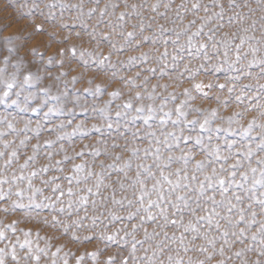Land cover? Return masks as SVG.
I'll return each instance as SVG.
<instances>
[{
    "label": "snow or ice",
    "instance_id": "snow-or-ice-1",
    "mask_svg": "<svg viewBox=\"0 0 264 264\" xmlns=\"http://www.w3.org/2000/svg\"><path fill=\"white\" fill-rule=\"evenodd\" d=\"M73 7L76 6L73 5ZM117 7L115 3H105L102 7L97 5L88 9L89 17L98 12L93 28V38H95V28L106 24L113 30H120L118 34L123 38V43L119 48L109 40V33L101 34L102 39L109 41L110 48L117 52H122L125 46L139 48L141 44L149 41L153 44L162 41L165 45L164 51L156 57V60L162 64L159 73L154 67L146 69L153 75L161 77L175 72L176 80L184 78V73H188L187 78L192 79L200 71L209 70L205 67L206 64L211 65V68L217 72L227 66L229 71L238 72L239 75L227 77L232 81V84L227 86L229 96L223 100L220 96H216L217 103L227 106L233 99L232 94L237 92L238 94L234 96L237 104L248 102L244 112L255 110L257 116L264 117V83L240 84L239 81L243 77H251L253 73L236 68L237 64L245 60L244 67L251 69L258 66L260 68L256 75L257 80L264 78V0H256V7L252 6L250 0H208V3L190 0V4L188 0H181L175 8H173V0H154L150 5L144 0L131 4L125 0L124 10L117 13L115 11ZM161 7L163 11L160 10ZM109 8L112 9L111 13ZM144 9L154 13L147 18L149 20L147 24ZM81 15H83L82 5ZM188 15L191 18L185 22V17ZM106 16L109 17L107 20H105ZM113 16L114 20L111 18ZM158 19H163L164 23H156V35H143L145 29H152L153 22ZM258 22L259 36L255 34ZM126 25H131V30H125ZM84 27L86 29L87 25ZM225 28L228 30L224 31ZM137 36H140V39H136ZM181 37H184L183 42ZM4 39L9 41L11 37H4ZM169 43L174 46L171 64L168 62L167 45ZM8 51L11 52L12 49L9 48ZM72 52L75 54L74 48ZM185 54L190 59H199L201 63L195 69L185 63L177 72ZM258 54L261 55L258 56ZM249 55L251 59H248ZM213 58L218 62L212 63ZM147 59V53H141L140 56H128L127 62L129 65L134 62L146 63ZM109 60L110 56H104L97 63L104 65ZM109 67L114 66L109 64ZM3 71L0 69V73ZM139 75V72L136 73L137 77ZM121 79L124 78L121 77ZM148 79L149 77L145 76L142 82L146 89L145 93L138 91L134 94V98L143 100L146 97L149 101L160 99L161 103L158 106L154 103L146 105L141 103L135 106L136 115L130 118V122L142 120L143 126L151 130L143 135L140 128L132 132L131 141L126 140L123 146V152L128 154L126 157L122 152H109L107 148L104 151L93 149L90 153L94 158L92 165L73 164L71 174L64 177L68 184L66 190L59 183H55L60 179L58 176L41 180L44 185H52L51 192L55 200L49 206L54 207L56 202H60L59 212L63 213L65 211L63 198L67 196L69 214L74 206L77 212L81 208L84 209V216L72 222L77 227L83 226L81 222L85 219H91L94 226L99 219V215L88 216L89 204L93 212L98 209L106 210L112 222L127 221L131 224V230L125 231L124 237H120L127 243L126 238L132 236L129 255L124 257L122 264H129V259L132 264H264L262 259L249 260L247 257V254L253 252L257 257H264V120H258L254 116L248 121L247 126L240 125L234 129L231 125L234 122L238 124V117L243 114L240 111H234L230 116L221 117L228 122V128L222 129L219 125L213 128L212 121L217 117L215 108L208 111L207 115H203V119L194 117L189 120L186 108L190 107L189 101L194 98L190 89H183L181 94L185 99L175 104L174 109L164 111L169 101L175 102L177 95L175 92H169L161 97L156 92L157 87L167 90V84H152L151 91H147ZM30 80L31 76L25 75L24 82L28 83ZM5 83L8 89L14 86L12 82ZM125 83L132 87L140 86L131 77L125 80ZM192 87L204 97L211 99L207 92H203L205 87H216L223 91L226 85L209 82L207 85L195 83ZM100 90L101 85L97 84L96 91ZM41 91L46 90L41 89ZM85 91L87 92L88 89ZM7 95L8 92L5 91L4 96ZM108 95L119 97L120 91L114 90ZM123 107L133 109L131 99L125 102ZM190 110L202 114L200 108H190ZM31 111L36 112L37 109L32 108ZM52 111L53 109L49 108L44 114L45 117ZM99 111L103 113L105 109L102 108ZM115 115L119 118L122 113L117 111ZM157 115H159L158 129H153L150 122ZM173 115L175 119L172 118ZM104 118L108 119V117ZM28 123L19 131L27 133ZM169 123L172 125L171 130L167 128ZM196 125L199 126L197 135L194 137L185 135V128L193 131ZM127 126L125 124L126 128ZM7 127L14 133L18 131L11 123ZM77 127L79 128L80 125ZM92 127L100 131L96 125ZM107 127L111 129V123ZM255 128H259L260 131L253 137L251 133ZM41 130V124L38 121L32 131L39 136ZM221 131L236 134L241 141L249 140V142L241 144L239 148L236 147L237 141L228 139H225L222 144H213L211 134ZM204 132L209 133L207 143L201 134ZM6 134L5 131H0V137ZM62 138L57 137L58 140ZM29 139L30 137L25 135L17 147H12L15 141L0 140V159H3V164L0 165V201L7 200L12 195L21 200L27 196L29 204H32L37 194H42L44 191L40 187H35L33 180L41 173H47L50 165L44 164L38 169L33 167L29 170V165L36 161L37 150L41 147L39 142L32 145V154L26 156L22 163H18L17 168L13 169L10 175L7 171L14 162L19 161L18 148L26 146ZM216 139L219 140L220 137L217 136ZM143 140H147V145L141 148L138 142ZM182 143L186 146L185 148H180ZM53 144L52 140L44 141L47 147ZM188 145L191 146L188 147ZM111 148H121V145L113 142ZM174 149H180V154L175 155ZM233 149L236 150L233 151ZM60 151H64L63 146ZM197 153H202V158L196 159ZM53 155L51 151L45 153L48 160H51ZM84 155L83 150L75 152L74 157L64 155L62 159L56 160L52 167ZM101 156L110 158V162L105 163V160L99 159ZM97 161L99 170L93 167ZM173 165L178 166L173 167ZM55 170L64 171L62 167H57ZM74 183L77 185L75 189ZM5 184L8 185L7 190L3 187ZM80 185L82 187H79ZM129 192L132 198L127 195ZM43 199L52 200V196H44ZM109 203L112 207H106ZM12 206L25 207L16 200L12 201ZM116 206L127 209L126 215H117L114 211ZM3 210L7 211L6 208ZM100 215H103V211H100ZM53 221L59 223L56 217H53ZM133 221L136 222L133 223ZM14 223L4 227L11 228L15 232ZM128 224H124L123 227L127 228ZM148 225L152 226L151 230ZM141 229L143 236L141 239H136L135 233ZM64 230L67 232L68 225L64 226ZM118 232L119 230H116L113 234L107 235L106 239L114 241ZM28 235L29 233L26 232L25 236ZM4 236V230L0 229V239ZM85 239H91V237H85ZM25 245L29 246V253L25 255V259H28L31 254L30 242L25 240L21 247ZM138 250H142L140 255H137ZM36 251L44 252L45 250L37 248ZM59 251L60 249L57 248L52 255L55 257ZM4 254L5 250L0 249V264H5ZM90 255L94 256L95 253ZM12 258L17 259L14 250ZM31 259L38 264L40 257L33 255ZM107 264H114L112 257H109Z\"/></svg>",
    "mask_w": 264,
    "mask_h": 264
},
{
    "label": "rangeland",
    "instance_id": "rangeland-1",
    "mask_svg": "<svg viewBox=\"0 0 264 264\" xmlns=\"http://www.w3.org/2000/svg\"><path fill=\"white\" fill-rule=\"evenodd\" d=\"M124 2L125 0H0V69L4 70L3 73H0V131L7 133L5 136L0 137V140L15 141L12 147H17L19 141L25 135L30 137L26 146L18 148L19 161L14 162L7 171L10 175L12 170L17 168L18 163H22L26 156L31 155L32 145L37 142L41 147L37 150L36 161L29 165V170L33 167L38 169L44 164L50 165V170L47 173H41L33 180L35 187L44 189L42 194H37L34 203L29 204L27 196L21 200L15 195L9 196L7 200L0 201V229H3L5 233L4 238L0 239V249L5 250V264H37L31 259L33 255L40 257L38 264H53V261H55V264H107L109 257L113 258L114 264H122L124 257L129 255L132 236L126 238L127 243L120 237H124L125 231L131 230V224H128L127 221L112 222L106 210L98 209L93 212L91 204H89L88 216L99 215V219L94 226L91 219H85L81 222L83 226L77 227L72 222L77 220L78 217L84 216V209L81 208L77 212L74 206L71 214H69L67 196L63 198L65 208L63 213L59 212L60 202H56L54 207L49 206L55 200V196L51 192L52 185H44L41 180L58 176L60 179L56 180L55 183H59L66 190L68 184L64 177L71 174L73 164L85 163L86 165H92L94 158L90 153L93 149L104 151L107 148L109 152H122L126 157L128 154L123 152V146L126 140L131 141L132 132L140 128L141 135H143L151 130L143 126L142 120H137L135 123L130 122V118L136 115L134 112L135 106L141 103L145 105L154 103L158 106L161 103L160 99L149 101L146 97L143 100L134 98V94L138 91L142 94L145 93L146 89L142 84L145 76L149 77L147 91H151L152 84H167V90L157 87L156 92L161 97L166 96L169 92L176 93L177 99L175 102L169 101L164 111L174 109L175 104L185 99L181 93L184 88H189L192 97H194L189 101L190 107L186 108L189 120L194 117L203 119V115H207L208 111L213 108L217 109V117L211 125L213 128L217 125L222 129L228 128V122L222 120L221 117L230 116L234 111L243 113L238 117L239 123L234 122L231 125L234 129L240 125L247 126L248 121L254 116L258 120H264V117L257 116L255 110L243 111L248 102L237 104L234 101L237 92L232 94L233 99L229 101L227 106L217 103L216 96H220L221 100L229 96L227 86H230L232 81L227 77L239 75L238 72L229 71L227 66L217 72L211 68V65L206 64L205 67L209 70L207 72L200 71L192 79H188V73H184V78L176 80L175 72H170L168 76L161 77L153 75L146 69L154 67L156 72L159 73L162 64L156 60V57L164 51L165 45L162 41L157 44L149 41L141 44L139 48L125 46L122 52H117L110 48L109 41L103 40L101 34L109 33V40L119 48L123 43V38L118 34L120 30H113L107 27L106 24H101L95 28V38H93V28L98 12L89 17L87 14L88 9L97 7V5L102 7L105 3H115L118 5L115 10L118 13L124 10ZM127 2L129 4L133 2L140 3L141 0H127ZM144 2L150 5L154 0H144ZM180 2L181 0H173V8ZM188 2L190 4V0ZM201 2L208 3V0H201ZM250 3L253 7H256V0H250ZM73 5L76 7H73ZM81 5L83 15H81ZM160 10L163 11V7ZM109 12H112L111 8H109ZM143 13L147 24L149 23L147 18L154 15V13H151L148 9H144ZM257 15H259L258 12ZM108 18L106 16L105 20ZM111 18L115 19L114 16ZM190 18V15L186 16L185 22ZM157 22L164 23V20L158 19L153 22L152 29L146 28L143 35L155 36ZM84 25H87L86 29ZM259 27L258 22L255 33L257 36L260 35ZM125 30H131V25H126ZM227 30V28L224 29V31ZM4 37H11V39L5 41ZM136 39H140V36H137ZM183 40L184 37H181V42ZM9 48L12 49L11 52L8 51ZM73 48L75 54L72 52ZM167 48L169 52L168 62L171 64L174 46L169 43ZM61 49H63V54H61ZM141 53H147L146 63L134 62L131 65L128 64V56H140ZM104 56H110V60L106 61L104 65H99L97 61ZM5 57H7V62H5ZM248 59H251L250 55ZM217 62L213 58L212 63ZM185 63H188L190 68L195 69L201 61L195 58L190 59L185 54L184 60L180 62L176 71L179 72ZM109 64L114 67H109ZM245 64L246 61L242 60L236 65V68H242L245 72L251 71L253 76L243 77L239 83H251L253 85L257 82L264 83V78L256 79L260 68L254 66L249 69L244 67ZM138 72L140 73L139 77L136 76ZM25 75L31 76L28 83L24 82ZM74 77L75 79H73ZM121 77L124 79H121ZM129 77L133 78L135 83L140 86L132 87L130 84L125 83V80ZM170 77L172 78L170 79ZM5 82H12L14 86L8 89ZM209 82L225 84L226 87L223 91L216 87H205L203 92H207L211 99L204 97L202 93L197 92L192 87L195 83L207 85ZM97 84L101 85L99 92L96 91ZM41 89L46 91L42 92ZM85 89H88V91L86 92ZM114 90L120 91L119 97L108 95L109 92ZM5 91L8 92L7 96H4ZM253 91H255L254 88ZM130 99L134 107L133 109H125L123 105ZM13 101H16V103H13ZM108 101L110 103H106ZM32 108H36L37 111L32 112ZM49 108H52L53 111L45 117L44 114L48 112ZM102 108L105 109L103 113L99 111ZM190 108H200L202 114L191 111ZM117 111L122 113L119 118L115 115ZM104 117H108V119ZM172 118L175 119V115ZM158 120L159 115L150 122L153 129H158ZM29 121L31 123H28ZM38 121L42 128L39 136L32 131ZM9 123L18 131L14 133L9 130L7 127ZM26 123H28L29 131L27 133L20 132L19 130L23 129ZM109 123L112 125L111 129L107 127ZM125 124L128 125L127 128ZM60 125H63V127H59ZM77 125H80V127L78 128ZM93 125H96L100 131L94 129ZM194 127L195 130L193 131L185 128V135L193 137L197 135L199 126ZM167 128L171 130L172 125L169 123ZM259 131V128H255L251 136H256ZM177 132H179V129H177ZM201 134L205 138V143H207L209 133L204 132ZM211 135L213 144H222L225 139H228L237 141L236 147L239 148L241 144L249 142V140L241 141L238 135L224 131L213 132ZM217 136L220 137L219 140L216 139ZM57 137L63 138L58 140ZM45 140H52L54 144L47 147L44 145ZM97 141H100V143H97ZM113 142L120 144L121 148L112 149L111 144ZM138 144L143 148L147 145V140L139 141ZM61 146L64 148L63 152L60 151ZM190 146L188 145V147ZM185 147L183 143L180 145V148ZM81 150L84 151V156L75 157L61 165L52 167L55 161L62 159L64 155L74 157V153ZM235 150L233 149V151ZM48 151L54 153L51 160H48L45 156ZM173 153L179 155L180 149H174ZM202 155V153H197L196 159L202 158ZM99 159L105 160V163L110 162V158L103 156ZM2 164L3 159H0V165ZM177 166L173 165V167ZM57 167H62L64 171L55 170ZM93 167L99 170L98 161ZM17 174H19L18 170ZM113 178H115V174H113ZM89 183H92V181H89ZM3 187L7 190L8 185L5 184ZM76 187L77 185L74 183L73 188ZM79 187H82V185ZM13 191H15V188H13ZM118 195H122V193H118ZM127 195L132 198L130 192ZM44 196H52V200H45L43 199ZM13 200L25 205V207L14 208L12 206ZM106 207H112V205L109 203ZM5 208L7 211L3 210ZM100 211H103V215H100ZM114 211L117 215H126L127 209L116 206ZM53 217H56V221L59 223L53 221ZM13 222H15V232L11 228L4 227L13 224ZM135 222L133 221V223ZM124 224H128V227L124 228ZM65 225H68L67 232L64 230ZM148 227L151 230L152 226L148 225ZM116 230H119L116 239L108 241L106 236L113 234ZM26 232L29 233L28 236H25ZM102 236L105 238L102 239ZM135 236L136 239H141L143 230L141 229L135 233ZM85 237H91V239H85ZM25 240L29 241L31 246V254L28 259H25V255L29 253V246L21 247ZM37 248L45 251L37 252ZM57 248L60 251L54 257L52 253L56 252ZM13 250L17 257L16 260L12 258ZM91 253H95V255H90ZM141 253L142 250L137 251V255ZM247 257L249 260L257 258L264 260V257H257L254 252L247 254ZM129 264H132L131 259H129Z\"/></svg>",
    "mask_w": 264,
    "mask_h": 264
}]
</instances>
